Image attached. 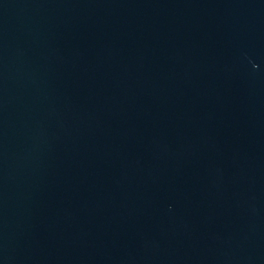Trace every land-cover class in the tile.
Returning a JSON list of instances; mask_svg holds the SVG:
<instances>
[{
    "label": "water",
    "instance_id": "obj_1",
    "mask_svg": "<svg viewBox=\"0 0 264 264\" xmlns=\"http://www.w3.org/2000/svg\"><path fill=\"white\" fill-rule=\"evenodd\" d=\"M0 264H264V0H0Z\"/></svg>",
    "mask_w": 264,
    "mask_h": 264
}]
</instances>
